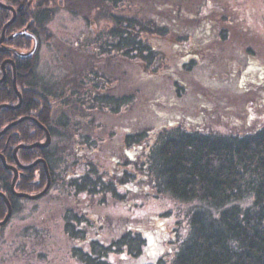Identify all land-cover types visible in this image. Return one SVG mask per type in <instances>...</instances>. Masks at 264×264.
Wrapping results in <instances>:
<instances>
[{"label":"trees","instance_id":"obj_1","mask_svg":"<svg viewBox=\"0 0 264 264\" xmlns=\"http://www.w3.org/2000/svg\"><path fill=\"white\" fill-rule=\"evenodd\" d=\"M3 1L18 10L5 32L7 47L0 50V78L3 63L6 70L0 105L8 106L0 109V132L25 121L0 137V154L15 165L18 146L46 143L40 125L51 136L48 147L16 153L23 166L38 160L48 166L50 188L36 200L12 193L14 172L0 158V193L12 207L10 220L0 226V241L14 217L27 218L23 204L34 205L31 222L19 230L23 241L5 260L264 264V110L258 112L264 109V56L234 52L226 30L234 25L232 12L207 16L213 0ZM60 7L81 15L90 36L77 46L59 41L63 74L45 80L38 72L40 52L54 40L47 25ZM0 11L1 36L12 13ZM207 23L208 34H200ZM225 48L241 64L234 74L231 69L219 77L221 63L210 64V53L218 50L212 57L217 60ZM13 52L25 57L7 65ZM182 68L195 76V95L179 85ZM139 74L149 84L135 81ZM141 89L148 98L143 106ZM47 182L39 163L19 170L15 192L37 195ZM151 198H167L188 210L182 220L168 211L144 221L109 212L138 211L141 200ZM7 214L0 196V222ZM169 217L170 222L162 221Z\"/></svg>","mask_w":264,"mask_h":264},{"label":"rangeland","instance_id":"obj_2","mask_svg":"<svg viewBox=\"0 0 264 264\" xmlns=\"http://www.w3.org/2000/svg\"><path fill=\"white\" fill-rule=\"evenodd\" d=\"M229 11H231L233 14L232 20L234 21V25H231V27H228L226 30L231 31L229 39H231L232 45H234L235 47L233 48L234 52L238 50V51H243L244 53L245 51L246 57H249L251 59L255 57L259 59L260 56L263 57L264 56V0H213V5L207 16L215 14L216 17H222L223 15H227L226 12ZM47 26L49 32L54 36V40L50 44L42 45V49L40 52V66L38 72H40V75L44 77L45 80H48L47 78L49 77L52 79H58L63 74V71L61 66L59 65L60 60L55 45L61 46L59 44V41H62L67 44H74L77 46L78 45L77 43L80 40H84L86 37L90 36L89 33L90 27L87 25L86 21L81 17V15L78 14L76 15L72 11L64 7H60L59 9H57V13L55 17L52 18V20L48 23ZM208 27H209L208 23L205 24L204 27L201 28L202 31L199 33L200 34L204 33L207 35L208 34L207 31L209 29ZM219 29L220 31H223L225 28L219 27ZM241 35H244V37H241ZM166 42L168 43V41ZM168 50H169L168 53L170 54L172 50L171 49ZM210 51L211 50H209V52ZM224 53L225 54L221 58H218L217 60H213L212 57L213 55L217 56L218 50L215 51L213 54L210 53V58H209L210 64L221 63L220 67L222 71L221 73H219L220 74L219 77L225 75L226 73L229 74L231 69L232 70L230 73L234 74L233 69L237 71V69L240 67L241 64L233 57L232 50H228L227 48H225ZM235 60L237 61V66H233ZM198 62L204 64V60L201 56L198 57ZM184 63H187V61L185 60ZM155 70L156 69H154V71ZM139 76L136 77L135 81H143L144 83H148L145 81V79L141 74H139ZM194 79L195 76L194 75L192 76V71L189 68H185V69L182 68L180 70L179 85L183 87L185 91H187L186 94L188 95H195L194 92L195 89L192 87L193 85L192 80ZM161 83H166V81H162ZM161 85L162 84H160V86ZM186 88H188V90ZM219 91H216V94H220L221 91L220 92ZM140 94L142 97L140 105L143 106V104H146L148 98L144 95V92L142 93V89ZM202 101H204V99L201 97V102ZM155 108L159 111V113L160 111L163 110L162 100L156 102ZM203 110L207 111L206 109ZM262 110L264 109H261L258 112H261ZM195 111L196 108H193L194 113ZM206 114L209 116L208 111L206 112ZM138 116L140 117L141 121L142 120L147 121V117H146L147 114H143V112H141L140 114L139 112ZM44 202L45 200L38 201L37 205H40V207H42L43 206L42 204ZM140 205L141 206L138 211L135 210L133 212H127V210H122V211L119 210V211H109V212H111L112 215L114 214L125 215L128 216L129 218H131L132 216L135 219L142 217L140 219H143L142 221H144L145 217L149 214L156 216L158 215L165 216V214H167L168 211L176 212L175 218L178 220H182L184 214L188 210L187 205L179 206L178 204H176L173 201H170L167 198H161V199L151 198L150 200L144 199L141 200ZM23 206L25 208L24 215L27 218L21 221L19 217H14L11 223L3 231L4 237L3 240L0 241V264H18L16 258H11L10 261H7L5 259H7L11 254H13L15 249L20 244V242L23 241V238L21 237L19 230L22 227L28 226L32 220L31 216L34 213L33 212L34 205L31 203H24ZM171 218L172 217H169L167 219H163L162 221L170 222ZM160 221H161L160 219H157L156 220L157 224H160ZM130 223H135V222L131 221ZM162 237L164 236L162 235ZM151 246L152 244H148L147 246L148 252L150 254H153L154 250L150 248ZM157 247H161L159 242L157 243ZM55 259L53 260L54 261L53 264H58L56 260L59 259L56 260ZM60 264H63V262H61Z\"/></svg>","mask_w":264,"mask_h":264},{"label":"water","instance_id":"obj_3","mask_svg":"<svg viewBox=\"0 0 264 264\" xmlns=\"http://www.w3.org/2000/svg\"><path fill=\"white\" fill-rule=\"evenodd\" d=\"M15 17H14V19L10 23H8V24L5 25V28L3 30V36L5 35V30L7 29V27H9V25L14 22ZM3 39L4 38L2 37V40L0 41V44L3 43ZM34 41H35V48H36L37 47V40L34 39ZM4 64L5 63H3V66H4ZM13 86H14L15 92L17 93V95L19 96V99H20L19 105L16 106L15 108H19L21 106V104H22V97L19 94V92L17 91L15 71H14V85ZM2 107H8V106L7 105L0 106V109ZM24 121H25V118H22L20 120H17L15 122H13L12 124L8 125L3 131L0 132V137L3 136V135H5L13 126H16V125H18V124H20V123H22ZM40 127H41V129H43L45 131V133L47 135V141H46V143L45 144H33V145H30V146H22V145L21 146H18L15 149V151H14V158H15V162H16V167L15 166L8 165L6 163V161H5V158L2 155H0V158L2 159V162H3L4 166H5V168L8 169V170H12L14 172V178H13V181H12V184H11V191H12V193L15 196H17L19 198L36 200V199L42 197L45 193H47V191L49 190L50 185H51V177H50V174H49L48 166H47V164H46V162L44 160H38L35 163H33L32 165L23 166V165H21V163L19 162V160L17 159V156H16V153H17V151L19 149L45 148V147H48L51 144V136H50L49 132L46 130V128L44 126L40 125ZM39 163L44 164L45 172L47 174L48 182H47V185H46L45 189L41 193H39L37 195H28V194H24V193H17V192H15V184H16V181L18 179L19 170H28V169L34 168ZM0 196H2L4 198V200H5L6 204H7V207H8V214H7V216L5 217V219L2 222H0V226H4V225L7 224V222L11 218V215H12V207L10 205L9 200L7 199V197L4 194L0 193Z\"/></svg>","mask_w":264,"mask_h":264},{"label":"flooded vegetation","instance_id":"obj_4","mask_svg":"<svg viewBox=\"0 0 264 264\" xmlns=\"http://www.w3.org/2000/svg\"><path fill=\"white\" fill-rule=\"evenodd\" d=\"M2 5V6H1ZM2 8H6V10H8L9 12H11L12 13V18H11V20H9L6 24H8V23H10L13 19H14V17H15V20H16V18H17V10L18 9H16L14 6H12V5H9V4H7V2L6 1H3V2H1V0H0V9H2ZM19 10H21V9H19ZM15 20H14V22H15ZM13 22V23H14ZM12 23V24H13ZM5 24V25H6ZM12 24H10L9 25V27L12 25ZM0 25H1V11H0ZM5 25H4V27H3V29H2V32H1V36H0V41L2 40V37L4 38L3 39V43L2 44H0V50H2V48L5 46V47H7L5 44H4V40H5V35L3 36V30H4V28H5ZM9 27H7V29L9 28ZM6 29V30H7ZM6 30H5V32H6ZM22 34H25V36H27L28 35V33H22ZM6 49V48H5ZM36 49V48H35ZM19 57H25V55H18V54H15V52H13V53H10V55H9V57H7L6 58V64L7 65H14V61H15V59H17V58H19ZM5 65V64H4ZM2 67H3V77L2 78H0V84L3 82V81H5V79H6V70H5V67L3 66V64H2ZM14 67V66H13ZM14 71H15V67H14ZM0 106H2V105H0ZM3 108V107H2ZM15 122V121H14ZM13 123V122H12ZM12 123H10V124H12ZM9 124V125H10ZM14 127V126H13ZM1 155V154H0ZM3 156V155H2ZM4 157V156H3ZM6 161V160H5ZM10 166H15L16 167V164L15 165H13V164H11ZM10 220V219H9ZM8 223V222H7Z\"/></svg>","mask_w":264,"mask_h":264}]
</instances>
